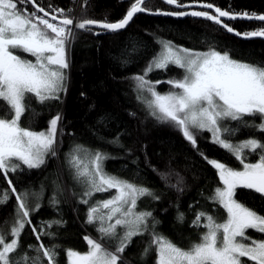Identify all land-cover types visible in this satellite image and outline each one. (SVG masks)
Returning <instances> with one entry per match:
<instances>
[{
    "label": "snow or ice",
    "instance_id": "6c2138e0",
    "mask_svg": "<svg viewBox=\"0 0 264 264\" xmlns=\"http://www.w3.org/2000/svg\"><path fill=\"white\" fill-rule=\"evenodd\" d=\"M35 4V0H0V102L6 111L0 114V173L5 178L10 173L23 172L24 169H38L45 165L46 158L56 155V145L63 135L61 127L63 114L57 112L43 131H33L22 127V118L33 111L28 103L29 97L43 105L48 101L59 100L60 93L66 91V70L70 67L68 52L76 30L91 31L99 27L110 32L126 29L138 13L146 11L144 0H135L126 14L117 22L78 19L73 10L55 9L59 23L50 22L49 13L36 5V11L21 12L18 5ZM169 5L192 7L178 4V0H166ZM202 7L213 9L211 3ZM38 13H43V16ZM153 14L183 17H203L221 26L228 33L249 39L264 37V28L241 33L229 21L248 20L264 22V14L235 13L231 8L223 10L215 7V14L208 11L164 12ZM53 15L51 21H56ZM160 51L148 62L143 74H134V91L137 100L149 109V115L159 123L177 128L184 138L199 151L198 136L202 131L212 134V142L227 150L242 165L236 169L215 159H208L218 174L222 187H217L209 199L226 212V219L218 222L213 215L200 211L196 213L192 226L206 229L199 242L188 248L179 247L168 237L155 231L159 223L150 211H138V202L143 198L159 200L160 196L150 187L122 179L106 172L104 162L109 159L101 151L91 152L83 146H76L68 161L74 169V178L86 186L79 203L90 205L86 223L98 224V237L85 236L88 251L65 250L68 264H130L125 258L126 249L133 239L150 235L151 239L141 257L155 250V264H244L243 258L264 264V240L247 236L246 230L253 229L264 234V215L236 198L238 189L252 190L264 198V139L256 136L234 143L232 138L241 128H255L264 133V67L233 59L229 52L209 47L206 51H196L175 45L171 41L158 40ZM133 51L138 53L135 47ZM18 53L30 54L34 60L26 59ZM175 66L183 71L181 77L167 81H151L150 73L167 71ZM161 83L170 85L166 93L157 91ZM35 114V113H34ZM259 117V124H249L246 118ZM236 122L238 127L229 126ZM111 143L118 144L119 136ZM259 153L255 162H248L250 154ZM167 179V176H161ZM11 193L0 192V206H6L15 195L16 218L9 230L7 223L0 227V264H57L60 248L58 245L46 247L43 236L52 237L55 233L31 227L38 246L29 244L22 255H17L22 246L21 237L27 226L32 225L31 215L39 210L37 203L31 207L29 194L17 192L13 182L8 180ZM183 178L170 185L183 191ZM115 190L110 198L91 204L90 198L96 193ZM39 198L42 193H33ZM50 203L59 201L53 197ZM191 207V206H190ZM185 215L179 212L177 222L182 224ZM48 229L53 224L62 225V220L45 222ZM151 225V232L149 227ZM119 229H123L121 235ZM11 236L10 241L7 240ZM112 240H118L115 247ZM7 241V242H6ZM34 251L35 256L29 252Z\"/></svg>",
    "mask_w": 264,
    "mask_h": 264
},
{
    "label": "trees",
    "instance_id": "16d2710c",
    "mask_svg": "<svg viewBox=\"0 0 264 264\" xmlns=\"http://www.w3.org/2000/svg\"><path fill=\"white\" fill-rule=\"evenodd\" d=\"M135 0H35V5L43 7L48 16H57L55 9H72V15L78 19H95L97 21L117 22L130 8ZM211 3L213 9L202 7ZM178 4L193 5V0H178ZM146 11L138 13L124 30L110 32L99 27L91 31L76 30L68 59L70 67L66 70V91L60 93L59 100L39 104L34 96L28 103L33 111L22 118V127L33 131H41L48 127L50 119L60 112L63 114L61 127L63 135L56 145V155L46 158V163L38 169H24L23 172L10 173L5 178L0 173V192L11 193L8 180L13 182L17 192H27L31 207L41 205L32 213V225L27 226L21 237L22 248L17 255H22L29 244L38 246V241L31 231L35 226L55 233V236H43L46 247L58 245L60 248L57 264H68L65 250L73 249L86 252L88 245L84 237H98V224L86 223V214L90 205L79 203L83 192V184L74 178V169L68 163L70 153L76 146H83L91 152L101 151L109 159L105 160V170L110 175L150 187L160 196L159 200L143 198L138 202V211H150L159 223L155 231L168 237L179 247L188 248L199 242L205 228L192 226L196 213L207 212L217 218L218 222L226 219V212L218 204L213 203L212 196L217 187H221L216 169L204 159H215L229 167L239 169L241 164L227 150L214 144L208 131L198 136L199 151L184 138L182 133L169 124L159 123L149 115V109L137 100L135 84L131 80L134 74H143L148 62L160 51L158 40L171 41L175 45L193 50H208L213 47L218 51H227L233 59L264 67V38H243L228 33L221 26L203 17L191 15L177 17L153 14L159 10L164 12L208 11L215 14V7L223 10L231 8L235 13L264 14V0H195L192 7L169 5L166 0H144ZM21 12L36 11L32 3L18 5ZM43 16V13H38ZM47 18V17H46ZM49 19V18H47ZM236 31L244 33L264 28V22L236 20L229 21ZM55 22L56 21H51ZM138 49V53L133 48ZM24 58L34 60L30 54L18 53ZM183 71L171 66L165 71H154L149 74L151 81H167L173 77H181ZM157 91L166 93L170 85L161 83ZM6 106L0 102V114ZM35 113V114H34ZM249 124H259V117L246 118ZM231 127H238L236 122H228ZM119 136V143H111ZM256 136L264 139V133L255 128H241L233 141ZM259 158V153L250 154L248 162ZM167 179H161V176ZM183 178V191L170 187ZM33 193H42L37 198ZM115 192L96 193L90 198L91 204L110 198ZM55 197L59 203L53 206L50 201ZM236 198L264 215V198L248 189H238ZM17 201L11 196L6 206H0V227L7 223L10 229L16 218ZM191 206V207H190ZM185 215L182 224L177 222V215ZM62 220V225L53 224L48 229L45 222ZM120 234L123 231L119 229ZM151 232V225L149 227ZM247 236L256 240H264V234L256 230H246ZM11 236L7 237L10 241ZM150 235L145 234L133 239L131 246L124 253L130 264H155L156 255L142 258ZM7 242V241H6ZM118 240H112L115 247ZM35 256L34 251L29 252ZM244 264H255L243 258ZM47 264V260L43 261Z\"/></svg>",
    "mask_w": 264,
    "mask_h": 264
},
{
    "label": "rangeland",
    "instance_id": "374dc122",
    "mask_svg": "<svg viewBox=\"0 0 264 264\" xmlns=\"http://www.w3.org/2000/svg\"><path fill=\"white\" fill-rule=\"evenodd\" d=\"M196 51H201V50H196ZM203 51H206V50H203ZM47 129V128H46ZM46 129H43V130H46ZM43 130H41V131H43ZM37 132H39V131H37ZM209 135H210V139L212 140V134L209 132ZM242 140H245V139H241V140H237V141H233L234 143H238L239 141H242ZM255 162V161H254ZM240 168H242V165H241V167ZM239 168V169H240ZM84 186V188L86 187L85 185H83ZM223 186V185H222ZM221 186V187H222ZM114 192H115V190H113ZM113 195H115V193L113 194ZM122 231H123V229H121ZM87 236H89V235H87ZM73 250V249H72ZM88 251V250H87ZM81 253H84V252H81Z\"/></svg>",
    "mask_w": 264,
    "mask_h": 264
},
{
    "label": "water",
    "instance_id": "95a60500",
    "mask_svg": "<svg viewBox=\"0 0 264 264\" xmlns=\"http://www.w3.org/2000/svg\"><path fill=\"white\" fill-rule=\"evenodd\" d=\"M30 3H31V2H30ZM32 5H33V7H34V8H36V5H35V4H33V3H32ZM47 18L51 19V17H50V16H48ZM56 22H58V23H59V19H57V20H56ZM259 38H264V37H259Z\"/></svg>",
    "mask_w": 264,
    "mask_h": 264
}]
</instances>
